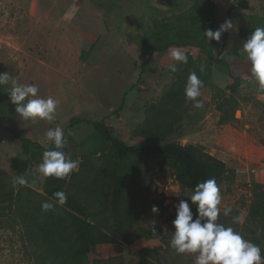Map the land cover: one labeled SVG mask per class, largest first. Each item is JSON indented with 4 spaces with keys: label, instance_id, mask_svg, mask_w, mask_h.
I'll return each mask as SVG.
<instances>
[{
    "label": "rangeland",
    "instance_id": "1",
    "mask_svg": "<svg viewBox=\"0 0 264 264\" xmlns=\"http://www.w3.org/2000/svg\"><path fill=\"white\" fill-rule=\"evenodd\" d=\"M51 1L0 0V72L9 73L21 83L35 84L40 96H52L59 101L53 121H25L10 102L7 93L10 85L0 86V179L8 187H13L14 177L24 176L28 181L25 186L42 191L45 177L38 174L37 168L45 151L41 141L49 128L62 127L67 139L63 151L73 160L81 162L84 150L80 143L94 134V128L89 122L69 126L73 116L112 126L114 135L128 145H149L135 132L144 124L148 107L157 102L173 80V74L166 66V62L173 60L166 56L167 53L150 57V49L162 44L165 38L175 37L173 31L161 30L163 23L173 21L172 16L194 5L193 0H131L130 10L134 12L131 11L130 20H126V31L118 32L116 20L123 21L124 14L109 8L105 11L113 15H105L102 7L120 0H93L89 5L94 6L99 14L90 15L91 23L82 19L89 15L83 11L78 18L75 17L79 0H60L56 4ZM214 1L218 5L215 30L225 20H231L233 28L222 33L219 41L214 40L213 53L235 64L241 76V85L237 93L230 97L231 92L226 89L230 84L229 76L218 70L204 50L186 47L185 53L195 52L202 57L201 64L206 75L199 99L203 100L204 106L192 109L174 139L194 144L199 152L226 162L228 172L217 183L222 196L220 207L221 211L230 207L232 211L239 212L238 215L244 217L240 222L242 227L250 221L256 195L259 192L264 194V92L259 90L251 77L250 62L239 51L247 37L239 36L238 30L252 24L251 15L264 16V0H247L248 8L241 7L237 0ZM87 4L84 2V5ZM231 4L235 6L229 13ZM33 5L39 10L51 11L52 20L61 21V28L50 34L45 26L34 22L30 17ZM93 10L87 9V12ZM41 21L51 22L46 19ZM75 24L79 26L76 28ZM185 28L189 31L199 29L196 25ZM181 30H184L183 27ZM64 33L72 41L78 38L72 57L64 48L68 43ZM84 51L88 53L85 55ZM16 134L35 142L29 155V170L23 175L10 167L12 159L22 154ZM140 166L147 171L148 179L144 188L146 211L136 230L162 228L169 243L175 230L172 225L176 215L174 206L180 200H188L193 212L196 208L187 197L192 190L180 182L171 163L160 156L149 163L140 162ZM70 176L66 177L68 181ZM157 199H162L167 205L166 212L152 211ZM243 230L245 228L242 227ZM139 256L137 247L124 246V251L111 260L135 264ZM194 259L195 254H178L169 246L160 252L154 262L194 264ZM106 260L96 253L90 257L92 262ZM0 264H34L30 245L15 223H5L0 227Z\"/></svg>",
    "mask_w": 264,
    "mask_h": 264
},
{
    "label": "trees",
    "instance_id": "2",
    "mask_svg": "<svg viewBox=\"0 0 264 264\" xmlns=\"http://www.w3.org/2000/svg\"><path fill=\"white\" fill-rule=\"evenodd\" d=\"M193 1L192 7L172 16L173 21L163 23L161 30L173 31L175 37L165 38L162 44L152 46L150 57L164 53L169 56L173 48L182 51L188 46L201 48L218 70L229 76L230 84L226 89L232 97L240 88L241 76L233 62L214 55V40L207 43L203 35L209 28L215 30L218 5L214 0ZM237 1L241 7L248 8L247 0ZM234 6L231 4L229 13ZM251 20L250 26L239 28V36L248 37L257 24L264 26V16L251 15ZM190 25L199 29L189 31L185 27ZM181 27L184 30L180 31ZM82 53L86 55L88 52ZM186 54L188 62L185 64L166 62L173 80L157 102L148 107L144 124L135 132L149 145H128L114 135L112 126L73 116L69 126L89 122L93 125L94 134L80 143L84 150L83 159L79 169L71 173L69 181L67 178L47 177L42 191H39L25 185L8 187L0 179V227L5 223L18 225L24 240L30 245L34 264H125L111 260L124 251V246L139 249L140 256L135 264H155L160 252L167 250L169 243L162 228H155V232L144 228L136 230L146 211L144 188L148 179V173L142 170L140 162L149 163L159 156L164 158L171 163L180 182L192 191L198 182L215 178L218 183L228 172L225 161L199 152L194 144L174 139L193 109L190 102H185L187 77L196 72L204 81L206 75L201 55L195 52ZM172 64H175L176 71L169 67ZM16 137L19 138L22 154L12 159L10 167L23 175L29 170V155L35 142L18 134ZM56 191L67 193V203L42 212V202H54L53 193ZM153 206L163 213L168 208L162 199L155 200ZM193 213L195 219L196 208ZM238 213L231 211L224 216L221 211L217 222L245 235V239L261 247L264 255V194L259 192L255 197L250 221L242 226L245 234L241 223L233 220V217L239 216ZM93 253L107 258L106 262L90 261Z\"/></svg>",
    "mask_w": 264,
    "mask_h": 264
},
{
    "label": "clouds",
    "instance_id": "3",
    "mask_svg": "<svg viewBox=\"0 0 264 264\" xmlns=\"http://www.w3.org/2000/svg\"><path fill=\"white\" fill-rule=\"evenodd\" d=\"M232 28V21L225 20L218 29L209 28L203 32V35L207 43L211 40L219 41L222 33ZM239 51L250 62L251 77L259 90L264 92V26L255 27ZM169 56L171 60L181 64L188 62L187 54L179 48L170 49ZM169 67L172 71H176L175 64ZM8 85H10L7 90L10 102L15 105V112L22 120L51 122L55 119L59 105L57 99L52 96L44 98L39 95L40 90L37 85L21 83L9 73L0 72V86ZM203 87V80L196 72H191L184 87L185 102H190L193 108H202L204 102L199 97L202 95ZM41 144L45 146V151L37 168L40 176L64 179L78 170L80 161L73 160L63 151L67 139L62 127L49 128ZM27 183L24 176H17L12 180L13 187ZM187 197L196 206L195 219L188 200H180L174 206L176 215L172 225L175 230L172 232L169 246L176 253L195 254L194 264H264V255L259 245L245 239L233 227L217 222L221 214L222 196L215 178L198 182ZM53 198L54 202H42V212L51 211L56 205L64 206L68 195L65 191H56L53 193ZM152 211L158 212L159 209L153 206ZM231 211L230 207H225L223 215L228 216ZM233 220L239 223L244 217L235 216ZM152 230L155 232L154 227Z\"/></svg>",
    "mask_w": 264,
    "mask_h": 264
},
{
    "label": "crops",
    "instance_id": "4",
    "mask_svg": "<svg viewBox=\"0 0 264 264\" xmlns=\"http://www.w3.org/2000/svg\"><path fill=\"white\" fill-rule=\"evenodd\" d=\"M58 1H60V0H52L51 2L54 3V4H56V3H58ZM61 1L63 2V0H61ZM82 2H83V4H82ZM84 2H87L88 3L87 6L84 5ZM79 3H80V5L78 7L79 9L76 12L75 17L78 18V16L81 15V11H83L84 13H87L89 15L83 17L82 19L84 21H87V22L91 23V21H90V18H91L90 15L99 14V12H97L94 9V6L89 5V4L93 3V0H79ZM103 3H104V1H102V3H100V4L102 5ZM126 3H127V6H126ZM132 5H133V8H135V2L134 1H132ZM31 8H32L33 14L30 13V17H32V19L34 20V22L40 24L41 26H45L49 30L50 34H52V32L56 28H58V27L61 28V26H62L61 21H54V20H52L53 18H52V12L51 11H49V10L47 11V10H43V9L39 10L34 5ZM109 8H112V9H115V10L118 9L116 11H119L120 10V13L121 14H124V20L123 21H122V19L121 20L120 19L119 20L118 19L116 20V26H115V28L118 30V32H125L126 31V25H127L126 24V20H130V16H131L132 12H134V11L130 10V8H131V0H120L118 2H116V1L110 2L108 6L102 7L103 13H105V15L106 14H112L113 15V13H110L108 10L105 11V9H109ZM49 9L51 10L52 8H49ZM87 9H89V10H93L94 9L92 11L93 13L91 11L87 12ZM42 19L51 20V22H50V24L49 23H45V22L43 23L41 21ZM70 21H71V17L68 18V23H70ZM89 25L91 26V24H89ZM78 26H79L78 24H75V27L76 28ZM64 38H68V43H65V41L63 40L64 43H65L64 48H66L68 50V52L70 53V56H71V53H73L75 51V47L78 44V38H77V40H73L72 41L67 36V33H64ZM55 48H56V46L54 44V49Z\"/></svg>",
    "mask_w": 264,
    "mask_h": 264
}]
</instances>
